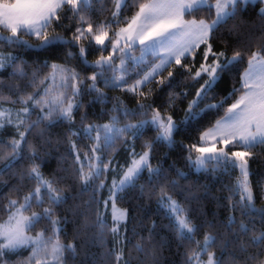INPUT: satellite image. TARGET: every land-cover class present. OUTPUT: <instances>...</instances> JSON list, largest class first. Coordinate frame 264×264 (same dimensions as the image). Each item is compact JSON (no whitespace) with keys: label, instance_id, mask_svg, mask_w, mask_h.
Returning a JSON list of instances; mask_svg holds the SVG:
<instances>
[{"label":"snow or ice","instance_id":"6c2138e0","mask_svg":"<svg viewBox=\"0 0 264 264\" xmlns=\"http://www.w3.org/2000/svg\"><path fill=\"white\" fill-rule=\"evenodd\" d=\"M97 2L101 5L99 11H105L104 4L107 0H0V44L23 46L33 50H45L58 45L79 46V57L84 66L94 69L91 75L85 77L74 67H69L68 60L75 55L69 51L63 64L45 62L42 68H47L48 71L43 77L40 76L42 69L32 71L30 82L37 89L46 85L42 94L37 90L13 100L0 92V130L14 125L19 137L7 142L10 151L6 153L3 151L4 142L0 141V174L24 158V147L27 145L33 162L30 167L21 171L20 179L23 181L27 178L35 185L22 198L8 199L4 206L7 217H0V264H9L8 254L21 248H30L31 252L25 260L17 261L16 264H68L70 258H74L81 249L96 239L102 244L106 232L119 237L120 226L128 218V210L118 207V201L122 200L121 193L130 187L134 188L145 171L148 173V180L140 186L141 192L146 187H154L164 176L162 166L151 163L155 145L160 143L169 149L173 148L176 144L174 136L181 126L191 127L206 116L221 110L223 114L204 127L194 143L183 147L187 151L188 166L197 172L212 175L223 172L230 175L232 171L238 170L235 182L225 185L232 214L221 226L226 233L236 238H246L239 244L238 249L240 253L246 254L244 259L237 261L235 252L229 253L228 260L223 259L229 243L226 236L219 245L220 256L210 250L216 246L217 235L214 229L217 225L208 223L209 231L205 232L203 240L193 241L198 226L190 219L188 209L165 190L168 185H161L158 203L166 210L171 221L169 230L174 232L177 240L181 244L186 240L195 243V249L185 252L183 264H264V260L259 259L261 250H264V207H256L249 170L250 161L257 155L253 149L258 145L264 146V38H261L260 46L248 55L247 67L239 76L240 86L233 84L232 91L219 99L217 96L220 86L228 79L235 80L234 73L238 70L237 65L243 61L245 52L236 49L229 56L226 50L215 51L212 43L220 27L238 13L247 11L249 5H262L258 15L264 19V0H111L115 10L111 12V17H106L99 23L91 15L93 11H97ZM66 8L71 13L70 16L66 15ZM129 8L136 10L130 18L121 19L122 12ZM201 11L206 15L197 19L196 15ZM64 18L74 21L76 25L70 38L53 27ZM120 24L124 26L113 27ZM24 36H32L39 43L30 44ZM85 42L88 46H97L101 53L109 51V47L111 51L107 56L100 55L89 61ZM202 46V62L195 68V57ZM189 57L193 60L191 64L185 63ZM117 60L119 63H116ZM24 65L25 62L20 57L0 50V71L12 67L11 76L27 77ZM145 68L148 70L143 71ZM165 69H168L167 76H162ZM179 69H183L194 82L203 80L179 122L171 114H162L155 108L151 110L148 118L147 108L151 106L138 99L137 107L146 118L135 123H125L120 127V115L133 116L136 110L124 106L117 97L108 123H85V113L81 116L80 128L70 131V137L82 134L92 141L83 157L77 145L72 142L75 153L72 174L78 178L82 190L91 186L92 196L86 202V211L83 213V229L95 227L97 232L92 235L85 233L84 243L79 247L75 243L65 244L61 240V234L64 232L62 225L67 218L56 215V209L66 200L65 190L57 187L62 178L44 176L42 165L35 163L38 150L28 142L27 135L37 129L38 134L43 137L48 127L62 121L69 125L74 124L73 114L84 107L81 97L85 94L95 93L90 103L106 102L107 96L97 86L98 83H103L105 88H119L121 92L147 99L153 90L149 88L145 93L142 89L146 85L161 76L156 80L157 87L170 86L174 73ZM132 76L138 78L128 83ZM3 85L4 81L0 79V88ZM16 91H20L19 87ZM176 98V94L169 95L170 107L174 105ZM230 99L232 102L225 107ZM5 103H19L22 107L14 112L11 108L3 107ZM36 109H39V115L33 120L31 117ZM41 124L45 127L40 128ZM148 127L155 129V137L144 142L142 152L137 153L133 148L129 153L130 163L127 167L119 166L122 175L118 179L113 178L109 188L110 195L103 201L105 211L96 208L95 218L91 219L93 202L99 203L95 200V193L106 186V180L100 177L109 170L115 171L113 157L110 156L105 161V153L109 149L114 151L113 146L118 140L127 144L129 139L140 138ZM20 128L24 130L19 131ZM129 132L130 138L126 135ZM177 174L181 177L185 175L180 170H177ZM169 184L176 187L175 181ZM151 190L153 188L149 187V191ZM14 191L18 193L19 188ZM45 202L47 206L42 207ZM109 204L111 228L108 227L106 219ZM33 205L40 210L26 215ZM78 208L79 206L73 210L74 214ZM237 211L240 212L239 220L234 215ZM257 217L261 228L256 227ZM41 221H47V225L35 232V235H30ZM154 229L153 224L148 229V237H142L134 245V250L145 256L140 264H159L156 246H146V241L154 240ZM80 231L77 229L73 241L79 238ZM119 243L117 240V244ZM249 248L256 251L247 254ZM205 255L206 260L202 258ZM102 259L104 264H112L113 260L115 264H132L133 256L129 252L125 258L124 251L120 248L106 250Z\"/></svg>","mask_w":264,"mask_h":264},{"label":"trees","instance_id":"16d2710c","mask_svg":"<svg viewBox=\"0 0 264 264\" xmlns=\"http://www.w3.org/2000/svg\"><path fill=\"white\" fill-rule=\"evenodd\" d=\"M100 3L95 4L97 11L92 12V19L99 23L106 17H111V12L114 11V5L111 0H107L104 4L105 11L100 12ZM262 5L256 4L255 6L249 5L247 11L238 13L234 18L227 21L222 25L220 29L215 33L212 40L213 48L215 51L226 50L227 55H232V52L236 49H240L245 52V56L242 62L237 65V71L234 73L235 80L228 79L219 88V95L227 96L232 91L233 84L236 87L240 86L239 76L240 73L247 67V57L252 51H255L260 46L261 38H264V19L258 15V10ZM135 8H129L122 12L121 19L124 17H131L135 12ZM66 15L70 16L71 13L65 9ZM206 13L201 11L197 13L196 17L201 18ZM211 18V17H207ZM120 25H114L117 28ZM68 26V27H66ZM57 32H61L66 37H71L72 32L75 31V22L70 21L67 18L62 19L59 23L53 25ZM5 35L7 33L5 32ZM24 39L28 40L30 44H38L32 36H24ZM87 47V59L89 61L95 60L97 57L106 53H101L98 47ZM0 50L5 53L11 52L12 54L20 57L25 62V71L28 73L27 77H13L10 74L13 71L12 67H7L3 71H0V79L4 81V85L0 88L5 96L11 97L13 100H17L20 95L32 93L42 89H37L31 82L30 77L34 69H42L40 76L43 77L48 69L42 68L45 62L49 64L56 62L59 64L65 63L66 55L69 51L75 53V55L68 60L69 67H74L82 76L91 75L94 71L91 67H85L79 57V46L58 45L54 48H48L45 50H33L23 46L0 44ZM203 57V46L198 50L195 57V68L199 67ZM19 63V61H17ZM185 63H193L192 57H189ZM193 69V71L195 70ZM168 69L162 72V76H167ZM161 76H157L150 84L146 85L142 90L147 93L151 88L152 95L147 99L137 97L129 92H121L119 88H105L103 83H98V87L102 88L107 96V100L104 103L91 102L94 99L95 93L91 95L85 94L81 97V101L84 107L75 111L73 114L74 124L69 125L67 122H58L53 126L47 128L43 137L38 134L37 129H33L30 134L27 135V140L30 144L35 146L38 150V157L35 158V163L41 164V171L46 178L56 177L61 179V182L57 185L59 188L65 190L66 200L64 203L56 209V215L58 217L67 218L66 223L62 225L64 232L61 234V240L65 244L75 243L78 247L84 243L85 233L92 235L97 232L95 227H89L83 229L85 217L83 213L86 211L85 204L92 196L91 186L87 190H82L81 184L77 177L72 174L73 161L75 153L72 149V142L77 145V149L83 157V153L88 150L92 141L88 140L82 134L79 136H69L70 131H76L80 128L81 116L87 114L85 123L105 124L109 122L111 109L114 103H116L117 97L123 102V105L129 109H135L136 114L129 117L120 115L119 124H125L128 122L135 123L140 119L146 117L142 116L141 110L137 107V100L151 107L147 108L148 118L151 116V110L153 108L161 111L162 114H171L173 119L179 122L183 115L184 110L187 108L189 101L195 95L196 89L199 87V82H194L188 78V74L183 69H179L174 73V78L171 85H164L157 87L156 80H159ZM135 76H132L128 83L133 81ZM39 83V78L37 84ZM90 83V81H89ZM19 87L20 91L17 92L16 88ZM181 93H187V95H180ZM176 94L174 105L169 106V95ZM230 99L226 104L231 103ZM203 105H201L202 107ZM5 108H21L19 103L11 104L5 103ZM223 110L219 113H215L210 116H206L198 124L191 127H180L176 132L174 139L176 144L173 148L169 149L164 144H156L154 151L152 152L151 163L155 165H161L164 169V176L157 182L153 190L149 191V187H146L143 192L140 190V186L146 184L148 180V173L145 171L139 179L136 181V186L128 188L125 192L121 193L122 200L118 201V206L128 210V218L125 223L120 226L119 237H114L110 232H106L103 237V243L101 244L99 239L90 243L87 247L81 249L74 258L68 260V264H104L102 259L103 253L110 249H120L124 251L125 258H127L129 252L133 256L132 264H140L145 260L143 253H138L134 250L141 238H147L149 235L148 229L155 225L154 240L151 242L146 241V246L151 248L153 245L158 249L157 259L159 264H183L184 254L187 250L195 249V243H189L184 241L182 244L177 240L173 231L169 230L171 223L169 217L166 215V210L162 209L158 203L160 196L161 185H168L166 191L169 195L174 197L182 206L188 209V215L192 222L198 226V231L193 236V241H202L205 232L209 231L207 224L211 223L217 225L214 229L217 235L216 246L211 251L215 252L217 256H220L221 249L219 245L225 239L228 240V250L224 252L223 259H229V253L235 252V259L242 261L246 254L239 252V244L244 241L245 237L236 238L230 233H226V230L221 226L226 223L231 209L228 203V190L225 185L234 183L238 176V170H234L231 174L217 173L215 175L205 174L197 172L188 166L186 156L187 151L183 145L194 143L198 138L199 132L203 130L212 120L216 119L218 115H222ZM39 115V109L33 112L31 119L35 120ZM40 128H44L45 125L41 124ZM20 128L19 131H23ZM127 137H131V132L126 134ZM156 135L155 129L148 127L144 130L143 136L137 139H129L128 143H122L117 141L112 149L107 150L104 155L105 161L109 157H113L112 164L115 171L109 170L100 179L106 180V186L100 191L95 193V200L99 203L93 202V212L91 219L95 218V209L104 211L103 198L109 191L110 178L119 177L122 172L119 166L127 167L130 163L131 157L129 153L135 149L137 153L144 150L143 145L146 140L153 139ZM18 139V130L14 125H8L0 130V141H3V151L6 153L10 151L7 147V142L11 139ZM257 153L256 158L250 161V182L252 185L254 202L256 207H264V146H257L253 149ZM166 154V155H165ZM24 158L19 160L12 168L0 174V217L6 218L7 212L4 210V206L7 205L8 199H15L17 197L22 198L31 188L35 185L27 178L23 181L20 179V173L23 169L31 166L33 160L30 159L31 153L28 151L27 145L24 147ZM77 167H79L77 165ZM177 170H180L185 175L183 177L177 174ZM175 181L176 187H172L169 182ZM99 183V180L96 181ZM19 188V192H15L14 189ZM237 199L239 196L237 195ZM45 202L42 207H46ZM79 206L78 211L73 212L74 209ZM32 209L40 210L35 205ZM30 209L29 211H31ZM237 220H239L240 212H235ZM106 219L108 227H112V217L109 210L106 211ZM47 225V221H41L37 224L32 232L40 231ZM257 228H261L262 225L257 217ZM77 229H80L79 238L73 241V236ZM50 231V229H49ZM117 240L120 241L117 244ZM163 241V243H161ZM256 249L249 248L247 254L254 253ZM30 248H21L15 253H9L7 256L9 264H16L17 261L25 260L30 254ZM206 256V255H205ZM260 260H264V250H261ZM112 264H115L113 260Z\"/></svg>","mask_w":264,"mask_h":264},{"label":"rangeland","instance_id":"374dc122","mask_svg":"<svg viewBox=\"0 0 264 264\" xmlns=\"http://www.w3.org/2000/svg\"><path fill=\"white\" fill-rule=\"evenodd\" d=\"M114 10H115V9H114ZM196 18H197V17H196ZM197 19H199V18H197ZM122 26H124V25H121V26H119V27H122ZM109 51H111L110 47H109ZM109 51L106 52V53H103L102 55L107 56V55L109 54ZM137 54H138V53H137ZM116 63H119V60H117ZM147 70H148V69L145 68L143 71H147ZM143 71L141 72V75H143ZM137 78H138V77L135 76V79H137ZM135 79H134V80H135ZM130 83H132V81H131ZM44 87H46V85H45V86H42V89L39 90V92H40L41 94L43 93V88H44ZM18 109H20V108H14V112H15L16 110H18ZM123 125H124V124H122V125H121V124H118V126H120V127H122ZM93 135H95V133H93ZM121 175H122V174H121ZM113 178H114V177H111V178H110V185H109V188L111 187V184H112V180H113ZM115 178L118 179L119 177H115ZM263 194H264V187H263ZM109 195H110V193H109V191H108V193L105 194V196H104V198H103V201H104L105 199H107ZM172 198H173L174 200H176L174 197H172ZM176 201H177V200H176ZM118 207H119V206H118ZM120 208H122V207H120ZM103 209H104V205H103ZM122 209H124V208H122ZM107 210H109V212L111 213V205H110V204H109V207H108ZM31 211H39V210L32 209ZM31 211H28V212H26L25 214H26V215H27V214H30ZM104 211H105V209H104ZM6 217H7V216H6ZM29 234H30V235H35V232H32V231H31ZM202 258L206 260V259H207V256H203Z\"/></svg>","mask_w":264,"mask_h":264}]
</instances>
